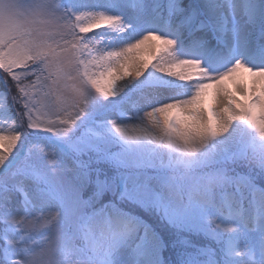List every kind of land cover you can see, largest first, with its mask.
<instances>
[{"label": "snow or ice", "instance_id": "obj_1", "mask_svg": "<svg viewBox=\"0 0 264 264\" xmlns=\"http://www.w3.org/2000/svg\"><path fill=\"white\" fill-rule=\"evenodd\" d=\"M197 8L187 12L182 0H0V70L15 82L13 105L22 106L12 116L0 93V264L30 259L39 229L26 228V219L50 226L64 215L50 180L59 169L58 142L71 146L73 129L109 104L124 116L129 91L152 105H133L136 123L107 121L80 138L114 134L202 152L199 163L214 169L221 190L236 186L218 197L222 204L264 195L253 177L226 171L248 163L264 175V43L252 46L255 33L264 40V0H204ZM174 17H183L175 27ZM198 31L211 32L215 46L194 38ZM156 93L169 95L153 104ZM236 126L254 135L212 143ZM17 177L33 182L31 196L21 183L9 185ZM13 190L23 196L22 211L5 206ZM52 210L59 215L48 218ZM257 247L254 257L245 244L235 264H264V231Z\"/></svg>", "mask_w": 264, "mask_h": 264}, {"label": "trees", "instance_id": "obj_2", "mask_svg": "<svg viewBox=\"0 0 264 264\" xmlns=\"http://www.w3.org/2000/svg\"><path fill=\"white\" fill-rule=\"evenodd\" d=\"M203 2L204 0H182V5L187 12L193 9L199 11L197 6ZM182 18L174 17L177 24ZM201 32H196L194 38L202 39ZM185 33L187 34L186 30ZM0 93L7 94L8 111L12 116L17 111H22L21 105H13L12 102V97L18 95L15 82L3 70H0ZM168 95L156 93L151 99L154 102L155 99L162 100ZM147 104L148 101L141 99L138 93L126 92L123 95L122 109L123 112H128V118L121 119L118 112L109 111V104L103 113L94 115L92 121L73 129L76 141L71 146L58 142L55 147L59 169L80 189L83 209L95 210L93 215L119 217L127 224L126 231L117 240L107 260L118 252L117 248H124L131 258H142L146 264H235L238 257L227 253V244L234 240L238 244L245 233L255 231L253 219L264 216V195H258L254 200L238 195L230 203L222 204L218 199L220 195L226 192L231 196L236 192V186L230 185L204 201L194 200L186 193L172 198L166 194L165 189L172 187L167 173L172 168L173 149H165L160 143L144 138H119L120 141L114 134L80 138L89 129L98 131V126L107 121L114 120L122 125L136 123L129 119L135 115L132 113L135 111L133 105L143 108ZM16 123L19 124L18 118ZM252 135L254 134L242 126H236L212 143L230 144L236 140H246ZM91 139L95 140L89 145L92 146L91 150L81 147ZM41 146L47 147L45 143H41ZM133 151L137 153L134 156L135 167L131 168L125 157ZM226 171L232 177L251 176L256 186L264 189V175L248 163L229 164ZM123 175L126 176L128 191L117 198L115 181ZM8 183H21L30 196L34 192L35 186L31 180L17 177ZM142 187H149L154 196L147 199L138 197V190ZM21 198V193L10 191L5 206L10 205L11 208L22 211ZM161 209L166 210V218H163ZM183 209L195 210L196 217L206 230L187 226L179 217ZM233 216H238L246 226H242V223L232 225ZM216 225L221 227L217 228ZM226 227H231L233 231H225ZM2 228L0 225V230ZM241 230L244 231L243 236L240 235ZM0 247H3V241H0Z\"/></svg>", "mask_w": 264, "mask_h": 264}, {"label": "clouds", "instance_id": "obj_3", "mask_svg": "<svg viewBox=\"0 0 264 264\" xmlns=\"http://www.w3.org/2000/svg\"><path fill=\"white\" fill-rule=\"evenodd\" d=\"M161 146L168 148L166 144ZM173 151V165L167 173L172 187L165 189L168 196L178 198L181 193H186L194 200L204 201L221 190L213 178L214 169L200 166L202 152ZM93 211L83 209L68 219L52 210L48 218L59 215V219L50 226H44L43 221L33 225L26 219V228L39 229L27 264H106L127 224L113 215H93Z\"/></svg>", "mask_w": 264, "mask_h": 264}, {"label": "rangeland", "instance_id": "obj_4", "mask_svg": "<svg viewBox=\"0 0 264 264\" xmlns=\"http://www.w3.org/2000/svg\"><path fill=\"white\" fill-rule=\"evenodd\" d=\"M237 20H240L239 15H237ZM172 23L174 27L175 25H177V22L174 18H173ZM181 32L184 37H187V34L185 33L184 29H181ZM201 34L203 35L202 37L203 40H206L211 46H215L216 40L211 32L202 31ZM261 43H264V40L260 39L259 33L257 32L252 37V46L254 49H256L255 44H258L259 46V44ZM167 97L168 96H165V98L162 100L155 99L153 104L157 103L158 101H165ZM151 106L152 105H149V106L147 105V107L145 106L143 110H149ZM132 113L134 114L135 111ZM94 141H95L94 139H91L88 141V143H83L81 147L86 148L89 151L92 149V146H89V145H92ZM136 153H137L136 151L129 152L125 157L127 164L131 168L135 167L134 156L136 155ZM50 180H51V183L59 190V193L62 199V211L64 213L65 218L71 219L74 215H76L78 212L83 210L84 204H83V200L80 195L81 194L80 189H78L74 185V183L69 181L60 169H58L57 173L54 176L50 177ZM153 196L154 195H152L151 189L149 187H142L138 190V197L142 199H147ZM195 213H196L195 210L183 209L179 213V217L183 219L186 225L189 227H192L195 229L206 230L204 229L205 227L201 223V221H199L198 218L196 217ZM231 223L232 225L233 224L235 225L236 223H240V219L238 218V216H233ZM242 226H245V225L242 224ZM262 231H264V216L258 222L257 226L255 227V231L253 233H248V234L246 233L245 235L246 237H244V239L241 240L239 247H237L238 250L242 251L244 249V245L249 244L253 246L254 257H258L259 251H258L257 244L259 240V234ZM242 234L243 232L240 233V235ZM117 251L118 252H116L115 254L113 253L112 257L106 261V264H146L142 258H131V256L127 254L124 248H117ZM260 258L264 260V255H261Z\"/></svg>", "mask_w": 264, "mask_h": 264}]
</instances>
